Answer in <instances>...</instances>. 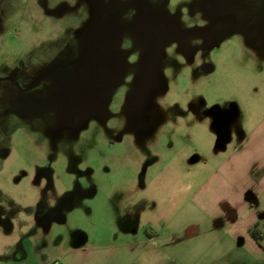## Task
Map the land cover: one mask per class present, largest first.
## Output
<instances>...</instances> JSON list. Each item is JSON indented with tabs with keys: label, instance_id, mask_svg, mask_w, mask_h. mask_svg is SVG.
<instances>
[{
	"label": "rangeland",
	"instance_id": "obj_1",
	"mask_svg": "<svg viewBox=\"0 0 264 264\" xmlns=\"http://www.w3.org/2000/svg\"><path fill=\"white\" fill-rule=\"evenodd\" d=\"M261 124L264 0H0V264L145 236Z\"/></svg>",
	"mask_w": 264,
	"mask_h": 264
},
{
	"label": "crops",
	"instance_id": "obj_2",
	"mask_svg": "<svg viewBox=\"0 0 264 264\" xmlns=\"http://www.w3.org/2000/svg\"><path fill=\"white\" fill-rule=\"evenodd\" d=\"M264 215V125L206 171L164 220L145 236L125 237L112 245L67 249L65 264H226L240 245L263 253L249 229ZM262 236V232H261ZM264 237V235H263ZM264 241V238L262 239ZM261 241V243H262ZM76 254V255H72ZM264 254V253H263ZM33 260V259H32ZM22 264L35 263L28 260Z\"/></svg>",
	"mask_w": 264,
	"mask_h": 264
},
{
	"label": "flooded vegetation",
	"instance_id": "obj_3",
	"mask_svg": "<svg viewBox=\"0 0 264 264\" xmlns=\"http://www.w3.org/2000/svg\"><path fill=\"white\" fill-rule=\"evenodd\" d=\"M138 1V12L139 15L141 17V19L143 21H148V22H155L157 21L159 18H161L163 11L167 8V6L170 4L171 0H137ZM207 9H209V7H207ZM203 26V27H202ZM203 32L202 37L200 36L199 38L202 39V44H204L203 46H205V44H210L212 43V39H211V35L210 33L207 32V25L206 24H202L201 28ZM158 62H156V60L154 59L153 62H146L144 63V72H152L156 66H157ZM203 71L206 73H209L210 71H212V67H210L209 65H204L203 67ZM4 79H8V80H12L9 77H6ZM141 88H146V84L142 83L140 84ZM143 85V87H142ZM136 99H140L143 97H139V95H137L135 97ZM50 160L46 161V164H49ZM40 237L42 235H44L45 233L40 230V232L38 233ZM25 238V246L21 248V251L18 253V256H16V258H24V256L26 255V251H30V249H35L36 248V236L29 238L28 236L24 237Z\"/></svg>",
	"mask_w": 264,
	"mask_h": 264
},
{
	"label": "trees",
	"instance_id": "obj_4",
	"mask_svg": "<svg viewBox=\"0 0 264 264\" xmlns=\"http://www.w3.org/2000/svg\"><path fill=\"white\" fill-rule=\"evenodd\" d=\"M249 233L251 237L260 245L263 236H261V229L259 227V224H255L252 228H250Z\"/></svg>",
	"mask_w": 264,
	"mask_h": 264
},
{
	"label": "built area",
	"instance_id": "obj_5",
	"mask_svg": "<svg viewBox=\"0 0 264 264\" xmlns=\"http://www.w3.org/2000/svg\"><path fill=\"white\" fill-rule=\"evenodd\" d=\"M53 264H58V262H57V261H55Z\"/></svg>",
	"mask_w": 264,
	"mask_h": 264
}]
</instances>
